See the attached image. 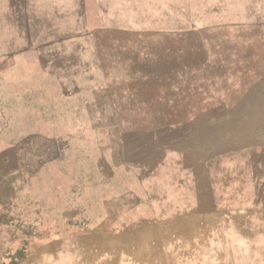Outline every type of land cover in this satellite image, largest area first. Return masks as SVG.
Listing matches in <instances>:
<instances>
[{"label": "rangeland", "instance_id": "1", "mask_svg": "<svg viewBox=\"0 0 264 264\" xmlns=\"http://www.w3.org/2000/svg\"><path fill=\"white\" fill-rule=\"evenodd\" d=\"M48 1L61 17L0 0V264H264V29L110 60L86 37L134 21L78 20L77 0ZM195 2L201 24L205 5L213 20H264V0ZM159 8L140 7L135 28H157ZM57 64L165 75L141 77L155 88L138 100L117 92L114 109L101 91L84 107Z\"/></svg>", "mask_w": 264, "mask_h": 264}, {"label": "crops", "instance_id": "2", "mask_svg": "<svg viewBox=\"0 0 264 264\" xmlns=\"http://www.w3.org/2000/svg\"><path fill=\"white\" fill-rule=\"evenodd\" d=\"M26 3L22 7H54L52 13L54 17H61L63 14L61 7L63 2L59 4L51 3L48 0H39L40 4L36 0H23ZM196 0H77L76 6V18L83 20L85 17L92 16L94 19L112 21V26L116 25L118 13L124 12L125 20H132L134 25H125L126 28H134L132 31H126L123 36L112 37L106 42H100L99 36H87L89 40H92L95 44H104L107 47H102L104 58L110 60H116L117 53L126 54L125 59H143L145 56L140 54L152 53V49H159L156 51L160 54L158 58L163 59L166 56L165 44H179V43H199V44H211L213 37H217L215 42H224L229 35V31L250 28L253 29L259 35L260 39L263 37L264 20L263 15L257 14L255 21L241 22L237 24L227 23L224 18H210V14L213 11V7H205L206 22L200 23L199 16L196 13ZM57 2V0H56ZM59 7V8H58ZM140 7H160L157 11V21L154 28V23H150L145 29L138 30L136 25L138 24V16L142 15ZM192 7V8H191ZM262 14H264V7L259 8ZM219 9H216V12ZM145 16H143L144 18ZM150 18V17H149ZM173 20L172 23L165 24V21ZM142 20V19H141ZM149 20V19H148ZM99 26H101L99 24ZM102 40V38H101ZM262 41V39H261ZM77 42H81V39H77ZM100 44V45H101ZM97 52L100 54L98 57L102 58L101 46L97 47ZM209 58H213L212 55L206 53ZM154 56V55H153ZM151 56V58H155ZM149 57V56H148ZM102 58V59H104ZM157 58V56H156ZM214 58H219L218 54H215ZM68 66L66 64H57L54 67L53 74L57 76L63 75L65 82H62V86L68 96H77L78 100L84 101L85 107V95L91 93L94 101L99 100V92L103 91L107 94L111 101V108H117L116 100L117 92L123 91L124 96L122 98L130 101L138 100L139 93L142 89L149 87L155 88V83L143 84L144 80H150V77L155 76L154 80L158 81L159 76H164V70L151 71L153 73L145 72V70L134 71L133 68H125L122 71H118L115 67L108 68H90L83 67L77 68L69 73ZM78 76L76 78L75 76ZM163 81V79H162ZM157 84V83H156ZM158 85H156V88ZM164 90L165 84L161 85ZM77 94V95H75ZM80 94V95H79ZM93 101V102H94ZM114 101V103H113ZM92 104V103H90ZM128 108H140L143 104L128 103Z\"/></svg>", "mask_w": 264, "mask_h": 264}]
</instances>
